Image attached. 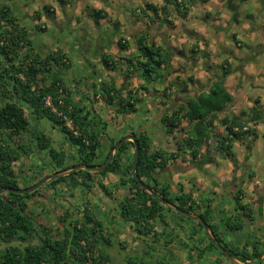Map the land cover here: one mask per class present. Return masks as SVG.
<instances>
[{
	"label": "trees",
	"instance_id": "obj_1",
	"mask_svg": "<svg viewBox=\"0 0 264 264\" xmlns=\"http://www.w3.org/2000/svg\"><path fill=\"white\" fill-rule=\"evenodd\" d=\"M162 2L163 5L159 8L146 3L137 9L138 13L148 19L151 24L158 23L160 17L166 18L170 13H176L177 17L185 20L194 0H162ZM59 3L64 4L63 0H59ZM51 10L50 7H43L40 11H35L33 19L39 20L43 15L48 18L53 17ZM91 17L95 21L106 18L100 12L93 13ZM165 23L169 24V22ZM37 28L41 32L44 30L39 25ZM117 45L122 51L127 48L126 42L120 39ZM136 45V55L125 59L126 77L138 74V77L142 78L146 84L161 79L163 75L161 70L166 63L163 48L156 46L155 42L150 40L148 31L136 41ZM176 54L183 56L181 51ZM102 64L106 69L112 71L117 69L113 57H102ZM68 68V59L59 50L47 56L36 53L24 26L18 22L9 6L0 0V189H26L42 180L41 178L31 185L20 187V179L13 171V164L20 159L21 153H26L25 155L34 153L29 144L24 146L25 151L21 149L22 145L13 146L12 143L13 139L19 138L30 125L26 112L32 115L31 119L35 121V127L39 129L34 139V149L37 152L46 153L50 159L51 168L56 171L54 175H59L29 194L0 195V264H111V253L104 251L103 248L113 247L112 235L89 210L87 204L81 206V211L76 214L67 207L60 215H56L59 227L52 228L37 224L28 211L27 200L36 196L40 188L53 190L61 184L64 185L68 194L73 195L74 191H79L84 195L93 187L94 175L100 179H105L108 175L120 177L117 183L119 186L129 183V194L117 204L118 216L137 236L150 237L151 242L157 245L162 240L164 247L173 243V236H167L164 230L161 233L155 231L156 221L168 225L161 221L166 209L162 204L164 201L175 206L180 212L197 215L206 224L208 230L204 231L201 223L191 221L195 227L190 232V238L201 231L205 235L204 239H207L206 245L202 242L198 243V246H201L196 250L199 257L205 252L218 251L221 254L220 250H224L228 258L238 259L243 264L256 263L258 257L264 253L259 239L251 238L252 243H247L241 251L232 249L224 243L218 224H213L214 216L210 205L200 206L192 193L180 192V194L171 195L169 185L158 189L152 173L164 168L171 156L160 149L150 152L147 136L143 133L132 134L139 151L135 175L141 183L144 182L149 192L135 182L132 173L135 154L126 167L121 166L120 154L128 144L132 146L129 142L123 143L115 151L111 161L100 171L72 170L63 174L74 168V164L71 166L64 164L67 154L62 150H56L53 147L56 145V140L45 133L49 132L50 135L55 136V139L56 137L63 139V143L77 153L79 156L77 166L93 167L96 166L95 161L104 141L106 129L105 123H97L95 116H91V113L82 114L81 110L75 108L70 91L59 77V73H54L56 70L61 72ZM230 73L229 65L222 63L220 76L208 81L207 91L175 106L162 118V123L168 128V134H172L173 130L178 129L183 122L187 123L184 130H186V141L189 144V154L193 160L198 158L202 146L210 144V133L215 123L224 129V134L216 138L215 148L225 154L230 162H232L231 151L234 143L247 141L246 145L250 147L256 140L254 129L249 128L248 125L257 126L264 120V114L258 106H252L245 114V118L225 116L220 119L218 117L225 112L231 102L230 96L224 89V82ZM139 89L146 91L144 86H140ZM135 93L117 89L111 84L101 86L98 94L104 104L113 109L116 116H125L137 111L140 99ZM47 99L49 105H46ZM113 146L111 145L110 149ZM107 156L108 154L101 165L104 164ZM247 158L246 156L245 159ZM203 164H206V161L196 163L198 167ZM55 192L53 193L56 194ZM152 195L155 197L153 198ZM235 200V210H238L239 215L223 217L222 222L224 229L229 232L242 231L243 219H252L251 208L241 204L238 198ZM259 213L260 208H258ZM174 215L181 223L188 220L181 213ZM118 245L123 246L125 243H118ZM151 249L153 250V247L148 246V250L152 251ZM125 264L168 263L162 258L156 260L152 257H141L138 262L128 259Z\"/></svg>",
	"mask_w": 264,
	"mask_h": 264
},
{
	"label": "crops",
	"instance_id": "obj_2",
	"mask_svg": "<svg viewBox=\"0 0 264 264\" xmlns=\"http://www.w3.org/2000/svg\"><path fill=\"white\" fill-rule=\"evenodd\" d=\"M36 1L37 0H1L2 3L9 6V8L16 16L18 22L21 25H23L24 28L26 29L27 37L31 42V46L34 49V51H36V53L41 54L42 56H47L52 52L59 50L62 54L66 56L69 62V68L66 70H62L61 72L56 70L54 71V73L55 72L59 73V77L62 78L65 86L70 91L71 100L73 101L75 108L81 110L82 114L89 112L92 114L91 116L93 117L95 116L96 119L97 118L100 119V123L101 124L105 123L106 125L105 130H107L108 128L106 123L108 119L109 122L113 124V126L117 131L119 132L122 131V137H126L130 134H136L135 129L125 128L122 126L118 127L117 126L118 124L116 123L121 121L122 117L132 118L133 115L138 113H142V114L147 113V115H152L151 113H154L153 115H155L156 118H159L158 115L159 114L161 115L163 111L166 110L167 105L166 106L164 105L166 104L167 100L172 98L171 96L173 95L178 96V94L182 96L191 95L190 92L192 91L194 97H196L201 92L207 91L209 86L208 84V86L202 90L200 89L199 91H193L194 90L193 86H196L199 83V80L202 79L207 81L208 83V81L215 79V78L213 79L209 75L210 68L205 65L207 59L211 63L216 62L215 60L212 59L211 53H209L210 55L204 54L203 52L204 47L200 43L198 50L201 52L199 56L194 60L196 62H192L193 60H191L190 57L188 56L185 57L184 55L183 57L181 55H177L176 53L182 49L181 45L183 42H186V44L189 47L192 46L190 45L192 44L191 43L192 41H189L185 37L184 39L180 40V43H176L173 39L174 34L166 32L165 33L166 35H164L159 33L163 31L164 28L160 29V31L153 32L154 38L152 36L150 37V40L154 41L156 46H161L164 50L163 53L165 52L164 54H166V63L164 64L163 69L161 70L163 74L162 78L150 82L147 85L146 83L143 82L142 78L138 77V74H133L126 77L125 59L131 57L132 55H136L137 53L136 41L140 37H142L146 31H148L147 27L150 26L148 25L149 22L148 19L146 21L145 19L143 20L141 17L143 18L145 17L143 15L140 16L138 14L137 9L143 7L146 3H151L155 5L154 2L146 1L144 5L141 7L140 6L137 7L136 5L131 7L130 2L133 3L134 0H63L64 2L63 5L59 3V0H55L56 3H52L51 0H38L43 2L42 7L39 8V7H34L36 5V4L34 5ZM140 1L142 2V0ZM206 1H208L207 3L209 4H212V2L217 4L218 1H221V3H219V5L221 6L222 1L224 0H206ZM195 2H197V0H194L193 5ZM45 6L51 7L52 9L51 11H53V17L48 18L43 15L39 20H34L33 13L35 11H40ZM134 11L135 14H133ZM96 12H100L101 15H105L106 18L95 21L94 18L91 17V15ZM208 12H211V9L205 12L206 15ZM188 16H190V10ZM187 18L185 19L186 21L184 22H187ZM226 18L227 17L224 14L220 15V21L227 20ZM179 20L181 19L179 18ZM158 23L154 24L153 27L154 29H158L159 27ZM38 25L44 28L43 32L39 31V29L37 28ZM165 37H167L168 39L165 40ZM119 39L126 42L127 48L125 51H122L118 47L117 42L119 41ZM207 51L210 52V49L208 48ZM105 56L113 57L117 66L116 70L112 71L110 69H106L103 66L102 57ZM222 60L223 63H227L229 65V69L231 72L224 82V89L227 92V94L230 96L231 102L228 105L225 112L222 113V115L236 116V117L240 116L245 118V114L254 105L258 106V108L264 114V96L263 98L261 96L246 98L242 90V88H244L245 86V88H250L257 91L260 90L264 92V54L255 55V56L253 54H250L249 56L241 57L240 52L237 51V52H232V54L226 55L225 57H223ZM185 63L188 64L190 70L187 72V70L185 69V72L182 73V69L180 68V66ZM191 74L192 75L194 74L195 83L192 82L187 84V88L186 90H184L183 88L186 86V83L184 82L185 77L187 79L189 78V76H191ZM232 80H233V84L230 86L229 83L232 82ZM245 83L247 84L245 85ZM111 84H113L117 89L119 88L125 89L126 91H132L133 93H135V91L139 89L140 86H144L146 88V91L139 89L138 92L135 93L137 97L140 99V103L137 104L136 113L125 116H121V115L115 116L112 114L113 109L111 107L106 106L98 94L101 86L103 85L109 86ZM152 84L153 86H155V88L157 86V88L156 89L150 88V85ZM243 107H246V109L243 110ZM142 118H144V116ZM145 118L142 121L143 128L138 132V134L143 133L146 136L150 137L151 139L155 138L156 134L157 135L161 134V131L156 132L157 126L159 124L158 121L155 122L157 119L146 120ZM113 119H115L116 122H113ZM248 126L249 128H253L254 132H256V126H252V124H249ZM257 126L259 128L261 126L264 127V120L261 123H259ZM255 134L257 137L256 140L252 142L251 146L249 147L250 151L251 149H254L253 144L259 141L257 133ZM56 139H57L55 145L56 150L63 151L65 150V148H68V145L63 143L64 142L63 139L59 137H56ZM117 141H118L117 138H110V137L107 140H105V142L103 141L104 144L102 143L103 146L101 145L100 147L97 160L95 161L96 164H102L104 157L107 154H109L111 151L110 149L111 145H114ZM239 143L240 144L238 143H234V144L235 145L237 144L239 146L241 145V147L247 144V142L245 141H241ZM246 150L247 149L245 148V151ZM114 153L115 152H113V156ZM133 154H134L133 148L130 147V145H127L124 151L122 152V154H120V158L122 160L121 163L122 168L126 167L132 161ZM248 164L249 162H246L244 164L243 167L245 170L243 171L242 168H239V170H237L238 173L236 176L241 175L244 178V185L241 188L242 192L239 195L240 203L243 205H249L250 208L252 207L251 208V212H252L261 205L256 198L260 191H264V182L261 184H257L258 181L256 175L257 171L255 172L254 170H250V166H248ZM181 168L182 165H176L174 167L172 174L175 175L173 176L171 174L172 178L169 179V181L175 182L179 180V178L176 177V175L181 173L180 171ZM209 168L212 167L209 165L205 166L204 169L202 170L203 173L201 176L203 175L208 176L207 169ZM258 168L264 171V165L263 167H259L258 165ZM72 170L75 171L74 168H71L70 170L64 172L63 174L68 173ZM186 171L188 173H193V174L197 173V171L192 167V164H190V166L187 168ZM231 173L232 172L230 171V175ZM230 175H228V177L223 176V179L220 180L221 182L226 181L225 183H222L223 185L221 184L222 187H220L221 191L225 190L224 193L227 192L224 186L229 181ZM115 177L117 178V176L115 175H108L104 179L105 183L109 181L115 182L114 180ZM41 178L42 177L39 178L38 176L35 179L30 181L27 180L22 184L23 185L25 184L24 186L31 185L32 183H35L37 180H40ZM193 180L194 182L190 186L191 188L186 186L183 192L193 193V195L195 196L194 197L195 200L198 202L201 201L200 198H202L203 191L208 189V187L203 182L202 178H201L202 181L199 179L197 180L193 179ZM246 180L248 181L247 183ZM211 181L214 182L213 179H211ZM105 183L103 185L104 189L107 186V184L105 185ZM197 184H199V186ZM216 188L219 189V187ZM122 189L124 190L125 187H122ZM173 189L175 188L171 187L170 191L172 192ZM48 190L47 193L49 195L50 194L52 195V193L56 191L58 197L63 196L65 194L66 197L69 196L68 199L72 200V201L64 200L68 205L65 203V205H63L64 206L63 210L61 212L56 213V215H60L67 207L69 208L70 211L74 212L75 214L81 211L82 208L80 204L76 203L74 200L73 197L74 194L73 195L68 194L65 191L66 189L64 188V185L60 184L57 185L53 190L51 189ZM106 191L109 193L108 189H105V192ZM252 191L256 192L255 194L256 197L250 200L247 197L246 193H250ZM230 197H231L230 195L223 196L221 192L219 194L216 193L212 194L213 200L211 202H208V204L209 205L215 204L213 207L214 209L216 207L215 210L217 211H215V213H217V219H220V216L233 217L235 215H239L238 210L237 209L235 210L236 205L233 201H230L229 199ZM263 205H264V200H263ZM220 206L222 210H218ZM87 207H89V205ZM108 210H110V207L108 208ZM43 211L47 214V216H49L48 214L50 213L47 207L45 209L41 208L39 210L40 213H43ZM105 212H107V209ZM47 219L48 218H46L45 220L47 221ZM216 220L214 216L213 224H218V226L221 229V235L223 237L224 229L222 226H220L218 220L217 223L215 222ZM243 221H244L243 229L246 228L249 230L250 221H248V224L247 222H245L244 219ZM253 223L254 226L256 225L253 231L258 233L256 235L257 236L256 239L260 240V245H261V242L264 243V237L261 236L262 234L259 231H261V228L264 224V219L254 220ZM50 225L52 224L50 223ZM173 232H174V234H172L173 236L177 235L176 240L174 241L175 243L177 239H179L182 236V234H184L185 235L184 238L187 241L186 243L190 245L191 248L197 247L199 242L204 243V245L207 244V239H204L205 235L201 231H198L197 234L191 240L189 239L190 237L188 233L189 231H183V233H179L178 230H176ZM232 232L235 233L237 231H232ZM259 233L261 234L260 236ZM247 237L248 240H245V243H252L253 240H251L249 234H247ZM226 244L228 247L232 248V246H229L228 242H226ZM200 248L201 246L198 249ZM196 250L197 249L195 248L194 252H196ZM111 255H117L114 246L111 248ZM202 257L210 258L212 262L209 261L208 264H218V263L243 264L238 259L228 258L227 254H225L224 252L220 254L218 251H209L203 253ZM261 261L262 264H264V254L261 258ZM249 264H255V263L251 262Z\"/></svg>",
	"mask_w": 264,
	"mask_h": 264
},
{
	"label": "rangeland",
	"instance_id": "obj_3",
	"mask_svg": "<svg viewBox=\"0 0 264 264\" xmlns=\"http://www.w3.org/2000/svg\"><path fill=\"white\" fill-rule=\"evenodd\" d=\"M154 2L156 7H161L163 4L162 0H134L133 3H131V7L137 6L141 7L144 5L145 2ZM236 5L238 6V14L235 16V19H232L231 15V9L229 8L228 4ZM52 3H56L55 0H51ZM208 1L206 0H197V2L192 4L193 7L190 8V16L187 18V22H184L186 20H179V17L176 16V14H171L166 17H160L159 19V27L158 29H154V24H151L148 22L147 30L149 31V37L154 38L153 32L160 31V29L164 28L163 31L159 32L160 34H164L168 32L171 34H174V41L176 43H180L181 39H184L185 37L189 40L192 41L189 46L186 44V42H183L181 45V51L183 53V57L185 55L190 57L192 62L194 61L200 54L201 51H199V44L203 45L204 47V54H209L211 53V57L213 60L216 62L211 63L208 59L207 62L205 63L206 66H208L209 69V75L214 79L220 76L221 74V65H222V59L228 54H232V52H237L239 51L241 54V57L243 56H249L250 54L255 55H262L264 54V0H224L222 1L221 6L219 3L221 1H218L217 4L212 2V4L207 3ZM36 4V5H35ZM43 2L42 1H36L34 3V7H42ZM33 7V8H34ZM45 7H50V6H45ZM51 8V7H50ZM211 12H208L207 15L205 12L207 10H210ZM221 10V11H220ZM221 12V13H220ZM216 13V14H215ZM139 14V13H138ZM224 14L227 18V20H221L220 21V15ZM141 16V14H139ZM145 21L147 20L146 18L141 17ZM166 19L167 21H165ZM169 22V24L165 23ZM161 23V24H160ZM44 25V24H43ZM157 25V24H156ZM158 26V25H157ZM42 28V27H41ZM151 28V29H149ZM44 29V28H42ZM152 30V31H151ZM154 30V31H153ZM152 32V33H150ZM168 38L165 37V40ZM240 43V45H239ZM210 49V52L207 51V49ZM178 51V52H179ZM193 51V53H191ZM213 51V54H212ZM124 53V52H123ZM210 55V54H209ZM225 55V56H224ZM210 57V58H211ZM222 62V63H221ZM217 63V64H215ZM196 64V63H193ZM182 69V73L185 72V69L187 72L190 70L188 67V64H182L180 66ZM194 68V67H192ZM188 76V75H187ZM184 82L186 83V86L183 88L186 90L187 84L189 83H195L194 81V74L189 76V78L186 79ZM150 83V82H149ZM209 82L205 80H199V83L196 86H193V91H199L200 89H204L207 87ZM233 84L232 82L229 83L231 86ZM247 83H245L246 85ZM148 85V83H147ZM236 85V84H234ZM150 88L156 89L155 86L150 85ZM245 97L246 98H253L255 96H261L263 98L264 92L260 90H253L250 88H242ZM230 91V89H229ZM191 95H173L171 96L169 100H167L166 104L167 107L171 105V101L174 100V104L177 106L179 103H183V101H186L189 98H193L194 94L191 91ZM177 99V100H176ZM246 107H243V110H245ZM113 115H115L112 112ZM152 114V113H151ZM31 114L29 112H26V117L30 120V125L25 133H23L19 138L13 139V146H18L22 145L23 150H25L24 146L28 145L32 146L33 152L30 155H25L26 153H21L20 159L13 164V171L18 179H20L19 186L23 187L24 185L22 184L23 182H26L27 180H33L36 177L39 176L44 178L51 177L54 175V172H56L54 169L51 168V163L50 159L47 157L46 153L44 152H37L34 149V139L38 135V128L35 127L34 120L31 119ZM116 116V115H115ZM146 120H151L154 117L152 115H147V113H138L133 115L132 118L128 117H122V120L117 122V126L120 127H125V128H132L135 129V133L138 134V132L143 128L142 127V121L144 118ZM103 117V116H102ZM105 117V116H104ZM220 119L225 117V115L219 114L218 116ZM142 118V119H141ZM97 123H100V119H96ZM113 122H116L115 119H113ZM107 130H105V136H104V142L107 140L109 137L110 138H117L120 143V139L122 137V131L119 132L115 129L113 124L109 122L107 119ZM99 127H102V125H99ZM180 127H187V123L183 122ZM97 130H100L97 128ZM224 132V129L218 125V123H215L214 129L210 133V140L209 143H211L212 140L216 139L217 137H220ZM258 135V142H255L253 144L254 149L249 150V146L247 145L241 147V145H233L232 147V162L229 161V159L225 156V154L216 151L215 148H213L212 151H214L215 155L213 159H211L214 162V167L207 169L208 170V176L203 175L200 176L199 173H188L185 171V173H181L179 175H176L181 181H184L183 187L185 188L190 187L192 183L194 182L193 179H199L203 180V182L206 184L208 189L210 190V193H216L219 194L220 192L223 194L224 191L220 190V187H222V183H225L226 181H220L223 179V176L228 177L230 175V171L234 172L237 175L239 168H242V171L244 169V164L246 162H249L248 166H250V170H254L257 175V184H261L264 182V171L258 168L263 167L264 165V127H258L256 126V132ZM46 135L50 136L51 139H55V136H52L49 134V132L45 133ZM103 142V144H104ZM241 142V141H240ZM247 142V141H246ZM60 143V142H59ZM238 144H240L238 142ZM103 146V145H102ZM252 146V147H253ZM53 147H55L53 145ZM207 145L202 146L200 149V152H202ZM245 148L247 149L245 151ZM22 151V150H21ZM26 151V150H25ZM67 155L64 160V164L66 166H71L74 164V167L77 166L78 164V155L74 150H71L69 147L65 148L63 150ZM211 149L209 152H212ZM250 152V153H249ZM249 155V156H248ZM248 157L245 159V157ZM237 165V166H236ZM241 165V166H240ZM100 167L101 164H96V166L93 167ZM241 171V170H240ZM94 172V171H93ZM254 172V174H255ZM243 177V176H242ZM93 178L94 180V185L90 189V192L88 194H82L79 191H75L74 193V200L76 203H79L80 206H83L85 204L89 205V210L97 217L99 221L103 223V225L106 227V230L108 233L112 235L111 241L117 255H110L111 257V264H125L128 259L130 260H135L131 258L132 253L136 252V254H140L141 257L143 258H148L152 257L151 255H154L152 252L154 249L159 250V247L157 244H151V238H142L137 236L129 227L127 223H124L121 221L120 217L118 216V209H117V204L122 200V197L126 195L123 192V189L120 188V186L117 184L119 182L120 177H115L113 181H109L105 183L104 179H100L98 176L94 175ZM213 179L214 182L211 181ZM201 180V181H202ZM190 182L187 184V182ZM48 182V181H47ZM46 182V183H47ZM248 181L246 180V183ZM38 183V182H36ZM35 183V184H36ZM45 183V184H46ZM107 184L105 189H108L109 193H105V189L102 188L104 187L103 185ZM34 184V185H35ZM44 184V185H45ZM118 185V187H117ZM199 186V184H197ZM102 186V187H101ZM108 187V188H107ZM216 187H219L217 189ZM191 188V187H190ZM38 189V188H37ZM214 189V190H212ZM47 188H40L39 193L32 197L30 200H27L29 208L28 211L32 214L34 217L35 221L37 224L40 225H45L47 227H59V224L56 220V213L61 212L64 208L63 205H65V201H72L71 199H68L69 196L66 197L64 194L63 196L57 197V194H48L47 193ZM125 190V189H124ZM121 191V192H120ZM173 192V191H172ZM57 193V192H55ZM178 194H180L178 190ZM256 192L252 191L250 193H246L247 197L252 200L254 199ZM59 195V194H58ZM205 197L207 198H212L210 195H206ZM259 195V196H258ZM257 195V200L260 202V213L258 214V208L254 211L251 212V220L244 219L245 222L250 221V226L249 230L244 228L242 231L239 232H227L224 229V225L222 222L224 221L223 217L220 216V219H217V213H215V209L212 208V214L215 216V220L217 219L218 222L220 223V226L223 227L224 233H223V241L224 243L228 242L229 246H232V249H239L240 251L243 250V246H245L247 243H245V240H248L247 234L250 235V238L253 239V237H257L256 235L258 233L254 232V226L253 222L254 220H259V219H264V205H263V200H264V191H260L259 194ZM232 201V200H230ZM226 202V200H225ZM67 204V203H66ZM52 205V206H51ZM68 205V204H67ZM249 206V205H248ZM48 208L49 209V216L43 211V213H40L39 210L41 208ZM110 207V210L108 208ZM250 207V206H249ZM113 208V209H112ZM252 208V207H251ZM107 209V212H105ZM226 209V208H225ZM218 210H222L221 206L218 208ZM105 212V213H104ZM113 213V214H112ZM162 220L163 222L168 223V225H164V223H161L160 221H156V232L161 233V228H164V231L166 235L168 236L170 233L174 234L173 231L178 230L179 233H183V231H189V235L193 227L192 223H189V221L181 223L179 221H175L174 219L170 218V213L168 212V209L166 208L162 214ZM225 215V213H224ZM47 216V217H46ZM261 217V218H260ZM46 218L47 221L45 220ZM214 218V217H213ZM217 220L215 221L217 223ZM50 223L52 225H50ZM50 226H49V225ZM167 227V228H166ZM189 227V228H188ZM187 228V229H186ZM261 234L259 233V236L261 235L264 237V224L261 228ZM173 236V235H171ZM184 234L177 239L176 243L174 242L176 240V236H173V243L170 244L167 248H164V250L161 252L162 259L168 264H203L206 263L208 264L210 258H203L202 256H198L196 252H194L195 248L198 249L197 247H192L188 245L186 242V239L184 238ZM188 239V238H187ZM191 240L192 238L189 237ZM188 239V240H189ZM251 239V240H252ZM118 243H125L123 246H119ZM148 246L153 247L152 251L148 250ZM261 247L264 249V243L261 242ZM194 248V249H193ZM143 249V250H142ZM161 249V248H160ZM103 250L106 252L111 253V249H108L107 247H104ZM160 251V250H159ZM109 253V254H110ZM225 254H227L224 251ZM222 254V253H221ZM134 255V254H133ZM153 259H156L154 257ZM212 262V261H211Z\"/></svg>",
	"mask_w": 264,
	"mask_h": 264
},
{
	"label": "flooded vegetation",
	"instance_id": "obj_4",
	"mask_svg": "<svg viewBox=\"0 0 264 264\" xmlns=\"http://www.w3.org/2000/svg\"><path fill=\"white\" fill-rule=\"evenodd\" d=\"M228 6L231 9L232 19H235V16H237V14L234 16L233 10H234V7L236 5L230 4V1H229ZM174 100L175 99H173L171 101V105H169V107H167L166 110H164L161 115L160 114L158 115L159 118H156V116L153 115L154 113H152V117H155L153 119H157L155 122H157V121L159 122V124L157 126V129H156V132H158V131L160 132L161 131V134H159V135L156 134L155 138H153V139H151L150 137L147 136V139H148V142L147 143L149 145L150 152L151 151H154V150H159L160 149L163 152H165L168 156H171V159L167 162V164H166V166L164 168L157 169L155 172L152 173V177L154 178V183L157 185L158 189L162 188V186H164V185H169L170 188L171 187H174L175 188V189H173V192L170 191L171 192V195L178 194V190H179V192H183V190H184L183 185L185 184L184 181H181V179H179V180H177L175 182L169 181V179L172 178V175H173L172 172H173L174 167L176 165H182V168L180 169V171H181V173H185V171L190 166V164H192V167L201 176L202 173H203L202 170L204 169L205 166H208L209 165V166L214 167L213 166L214 165V162L211 159H213V157L215 155L214 151H212V150H213V148L216 147V140H217V139L212 140L211 143L207 147H205V149L202 152L199 153L198 158L196 159L197 161L196 160H193L192 157H191V155L189 154L190 153V151H189V144L186 141L187 135H186V130H184L186 128L185 127H179L178 129L173 130L172 134H168V128H167V126L162 123V118L164 117V115H166L167 113H169L171 111V109L176 106L174 104ZM184 102L185 101H183V103ZM179 104H182V101ZM130 135H132V134H130ZM130 135H128V136H130ZM128 136H126V137H128ZM124 138L125 137H122L120 140L122 141ZM162 140H166L167 146H165L164 144H162ZM118 142L119 141H117L114 144V146L112 147V149L115 147V145L118 144ZM126 142L131 143L132 146H133V143L131 141H129V139H126L123 143H126ZM135 144H136V142H135ZM132 146H130V147H132ZM132 148H133V151H134V147H132ZM210 149H211L212 152H209ZM216 151H217V149H216ZM106 159H107V157H106ZM199 161H206V164H203L200 167H198L196 165V163L199 162ZM177 175H179V174H177ZM179 176H181V175H179ZM154 183H151V185H154ZM189 183L190 182L188 181L187 184H189ZM142 185H144L145 187H147L144 184V182H142ZM142 185H140L141 188H142ZM243 185H244V178L241 175L236 176L235 171L232 172L231 175H230L229 181L224 186V188L227 190V192H226L227 194L226 193H223V196L224 195L225 196L226 195H230L231 197L229 199L232 200L235 203V205H236V200L235 199L236 198L240 199L239 195L242 192L241 188L243 187ZM121 187H125V191L127 193L126 195H128L129 194V187H130L129 183H127L124 186H120V188ZM125 191L123 190L124 194H125ZM205 192H206V195H210L212 197L213 192L210 193V190L209 189H206L205 191H203V194H205ZM200 200L201 201H198V203L200 204V206L206 207V206L209 205L208 202H211L213 200V198H208V197L206 198L205 195H202V198H200ZM163 203H166V202L163 201L162 204ZM166 204L167 205H164V204L163 205L168 209V212L170 213V215H169L170 218H172V219H174L176 221H179L178 218L174 215L175 213H177L174 210V208H176V207L173 206V205H171V204H168V203H166ZM214 205L215 204L210 205L211 208H214L213 207ZM181 213L183 214V216L186 219H188L187 222L188 221H189V223H192L193 221L195 222L194 219L188 218V217H186V215H190L192 217H195L197 215H192V213H189V212H187V213L181 212ZM160 230L163 231L164 228L163 229L161 228ZM171 235H172V233L169 234V236H171ZM162 242L163 241L161 240V242L157 245L159 247V250L160 251L154 249V251L152 252L154 255H151V256H152V258L156 257V260H158L159 258H162L161 257V255H162L161 252L164 250L165 247L166 248L168 247V245L164 247L163 244H162ZM151 244L154 245L153 242H151ZM263 254L264 253H262L258 257V259L259 258H262ZM131 258L132 259L137 258L136 259V262H138V260L141 259V256H140V254H138V253L136 254V252H134V253H132ZM257 262H258V260H257ZM257 262L255 264H257ZM261 264H262V261H261Z\"/></svg>",
	"mask_w": 264,
	"mask_h": 264
},
{
	"label": "water",
	"instance_id": "obj_5",
	"mask_svg": "<svg viewBox=\"0 0 264 264\" xmlns=\"http://www.w3.org/2000/svg\"><path fill=\"white\" fill-rule=\"evenodd\" d=\"M233 13H234V16L236 14H238V7L235 6L234 7V10H233ZM126 139H129L132 143H133V147H134V154H135V159H134V162L132 164V173L134 175V179H135V182L138 184V185H142V183L139 181L138 177L135 175V169H136V166H137V162L139 160V151H138V148H137V145L135 144V141H134V137L132 135L128 136V137H125L120 143H118L117 145H115V147L110 151V153L108 154L107 156V159L105 161V163L100 166V167H86V166H83V165H79L77 167H74L75 171L76 170H85V171H89V172H95V171H100L102 170L112 159L113 157V152H115L117 149L120 148V146L122 145V143L126 140ZM162 144H164L165 146H167V142L166 140H162ZM62 174V173H61ZM59 175H52L51 177H48V178H44L42 180H40L38 183H36L35 185L31 186V187H28L26 189H17V190H6V189H0V195H3L5 193H15V194H19V195H26V194H29L31 192H33L34 190H36L37 188L43 186L47 181L49 180H52V179H55L56 177H58ZM142 189L145 190V191H148V188L145 187L144 185H142ZM152 197L154 198L155 195H152ZM164 205H167L166 203H163ZM174 210L177 212V213H181L178 209L174 208ZM182 214V213H181ZM186 217L188 218H192L194 219L195 221H198L199 223H201V226L203 228L204 231H207L208 228L206 226L205 223H203L201 221V219L198 217V216H195V217H192L190 215H186ZM217 248H220L219 245H216ZM221 253L224 252V250H220ZM257 264H261V258L258 259V262Z\"/></svg>",
	"mask_w": 264,
	"mask_h": 264
},
{
	"label": "built area",
	"instance_id": "obj_6",
	"mask_svg": "<svg viewBox=\"0 0 264 264\" xmlns=\"http://www.w3.org/2000/svg\"><path fill=\"white\" fill-rule=\"evenodd\" d=\"M46 105H49V100L47 99V101H46ZM69 125V124H68ZM246 128H244V130H245Z\"/></svg>",
	"mask_w": 264,
	"mask_h": 264
},
{
	"label": "bare ground",
	"instance_id": "obj_7",
	"mask_svg": "<svg viewBox=\"0 0 264 264\" xmlns=\"http://www.w3.org/2000/svg\"><path fill=\"white\" fill-rule=\"evenodd\" d=\"M224 134V133H223Z\"/></svg>",
	"mask_w": 264,
	"mask_h": 264
}]
</instances>
